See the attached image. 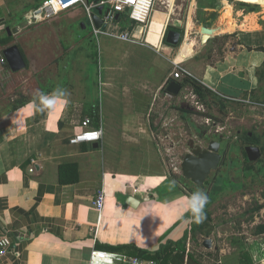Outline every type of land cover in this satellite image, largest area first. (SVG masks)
Returning a JSON list of instances; mask_svg holds the SVG:
<instances>
[{"label":"crops","instance_id":"0c3cea01","mask_svg":"<svg viewBox=\"0 0 264 264\" xmlns=\"http://www.w3.org/2000/svg\"><path fill=\"white\" fill-rule=\"evenodd\" d=\"M45 1L0 0V39L11 37L7 44H0V59L4 58L3 50L15 44L25 61V68L16 72L6 61L0 63V97L2 91H9L15 75L21 80L15 91H38L34 95L27 92L23 103L12 102L0 110V241H7L0 264H126L119 255L136 253L125 245L132 243L153 252L164 243L160 233L169 230L159 213L162 197L158 191L167 182L175 183L161 162L149 113L171 79L174 47L165 41V36L168 25L184 33L172 16L174 8L178 10L182 4L183 8L186 1L153 0L149 29L141 42L125 40L106 30L94 34L93 21L82 7L44 23L39 9ZM207 1L190 2L196 24L188 25L195 33L191 40L196 46L192 45L185 57L187 52L180 49L183 65L193 79L227 99L226 107L234 103L246 108L264 105V11H234L222 0L229 8V19L217 27L211 24L210 35L234 29L235 41L221 47L216 40L210 41L205 54V49H198L202 26L197 28V24L198 9L206 7ZM214 3L219 9L220 4ZM258 3L264 5V1ZM134 34L141 37L140 28ZM55 63L56 71L50 66ZM90 63L95 67L92 80ZM30 80L35 86L27 85ZM185 91L189 88H181L172 98H181ZM96 102L103 129L101 141L96 142V147L92 142L71 144L69 139L85 129L84 118ZM242 136L238 131L236 139ZM228 158L224 164L232 169L234 160ZM261 159L264 160L262 157L251 162L252 174L247 177L264 175V166L254 168ZM32 166L34 171H30ZM243 166L244 162L239 167L241 173L238 169L230 173L246 178ZM230 173L212 176L211 172L204 187L208 195L218 176L226 178L230 188L216 197L241 189L243 183L232 180ZM101 186L106 200L98 213L92 201ZM178 189L181 196L173 197V202L183 204L186 201L182 200H187V206L178 208L183 211L189 207V193ZM129 197L138 203L130 205ZM170 197L163 198L169 202ZM256 202L252 210L259 216H254L253 234L240 252L262 255L264 231L257 226L264 224V196ZM206 211L209 216L201 211L194 220L203 225L194 235L202 239L201 243L210 238L211 248L215 249L211 232L216 223L210 207ZM191 220L192 214L185 223L180 221L184 226L167 241L180 239ZM116 245L123 247L107 249ZM218 249L222 264H238L239 257L231 253L233 248ZM93 251L106 255H93ZM257 264H264V260Z\"/></svg>","mask_w":264,"mask_h":264},{"label":"rangeland","instance_id":"374dc122","mask_svg":"<svg viewBox=\"0 0 264 264\" xmlns=\"http://www.w3.org/2000/svg\"><path fill=\"white\" fill-rule=\"evenodd\" d=\"M185 1L186 4L183 8H181L183 4L179 5L182 10L180 8H178V10L174 8L172 16L174 19L173 21L178 23L184 30V35L186 32V26L188 24H190L192 27L196 24L194 21L195 17L192 13V6H190V2L192 0H184V2ZM214 1L220 4L219 9L216 10V17L213 19H206L204 15L200 17L199 14V24H197V28L202 25L210 24H213V26L217 27L221 23L227 21L229 19V8L227 7V3L231 6L232 10L238 12L245 13L250 8L248 5L243 4L238 0H224L227 3L222 0ZM257 3L258 2L253 3V5H255L254 9L257 11H264V5ZM238 18L239 16L237 19ZM44 23H48V21H44ZM233 32L234 29L228 32H221V30H218L216 33L208 36L207 40L203 43H201L200 38H198L200 41L198 42V49H205L204 53L206 54L207 45L210 41L216 40L219 43L218 46L220 47L225 42H234L235 38L232 35ZM189 36L186 33L182 40L189 38ZM216 38L219 39L217 40ZM182 40L179 45L173 46L174 48L172 54L174 58L182 45ZM188 40L190 41V39ZM192 45L195 48L196 45L194 42H192ZM57 65L58 64L55 63V65L50 66L54 69V71H56ZM89 67L90 78L92 80L95 77V67L92 63L89 64ZM50 70L48 71L49 73ZM36 80L39 81V79ZM20 81L21 80L19 76H13L9 84V91H2L3 95L0 97V110L8 108L12 102L15 104L23 103L22 97L27 96L25 94L27 92L32 95L38 92L15 91L16 86ZM31 83L35 86V82L31 80L28 81L27 85H30ZM180 104L188 107H194L192 103L183 99L182 97L179 99L163 98L161 94L155 98V103L153 105L152 124L154 127H152V131L154 134L155 144L161 157V162L168 176L169 173H174L177 175L176 179L170 180L175 184L167 182L163 184L161 189L158 191L159 196L162 197L158 204L160 208L159 213L161 219L165 223L163 224L164 227L169 229L166 230L165 233H160L161 240L164 243L167 242L166 238L172 239L175 237L177 229L184 226V224H182L184 220L189 218L191 214L193 215V213H195L193 210L196 208V205L192 202L191 196L188 195L189 207H186L183 211H180L178 208H182L184 204L187 206V200L183 199L182 201H186L183 202V204L173 202V197H177L178 195L181 196L179 194L180 190L178 187L186 189L188 193H191L192 190H195V187L191 185V182L186 180L181 175L180 170L181 158L186 152L189 151V141H195L196 143H199L201 134L206 133L210 137H213L215 134V137L222 136L229 143L227 157L229 156L232 160H234V167L232 169H228V167L223 164L220 168V171L217 173L219 175L224 174L225 172L230 173L233 171V169H238V171H240L239 167L244 162L243 154L241 153V140L239 137L236 139L238 131L241 136L246 132H249L250 134L252 133L257 137H261L263 134L262 140L264 141V105L256 104L251 105V108H246L240 104L234 103L228 104V107H225L226 109L224 108V110H221L213 103L210 105L208 104V106L204 104L203 108L199 111L207 112L212 115V117H205L202 113L181 112L176 108ZM238 146L240 147L239 150ZM262 166H264L263 159L259 160L258 163L254 165V168ZM230 175L232 180L243 183L242 188L238 191H228L225 194H222V196L216 197L208 206L210 207L211 213L213 214L212 217L216 223V229H214V231L212 230L211 232V234L213 233L211 238L213 239V245H215V249L211 248L207 250L204 248L201 243L202 239L192 235L191 231L187 234L184 241V247L187 252L191 253L195 259L200 261L202 264H222L223 261L220 257V250L218 249L222 246L233 248L231 253H234V258L239 257L242 245L246 243V239L249 238L251 234H253L254 226H252V220H254L255 215L259 216V213L253 211L252 207L255 203H257L256 200L258 198L264 196V175H262L260 178H254L253 176L244 178L242 174L235 176L234 174L230 173ZM216 182L221 186L222 190L226 191L228 188H230V183L223 176H218ZM205 185L206 183L203 184L202 187H205ZM168 195L172 196L168 198L170 199L169 202L163 198L167 197ZM168 203H172V206L168 207ZM180 221H182V223ZM171 223L173 224L169 225ZM161 229H163V226H161ZM217 232H219L220 235H218ZM228 263H230V261H228Z\"/></svg>","mask_w":264,"mask_h":264},{"label":"trees","instance_id":"16d2710c","mask_svg":"<svg viewBox=\"0 0 264 264\" xmlns=\"http://www.w3.org/2000/svg\"><path fill=\"white\" fill-rule=\"evenodd\" d=\"M93 1L91 0L90 2H93ZM242 3L250 7L248 9L249 11L254 10L255 5L249 4L246 2H242ZM207 4L208 5L206 7L201 5V7L203 8L198 9V14H200V17L204 15L206 19H213L217 15L216 9L218 6L214 3V1H211V0H208ZM117 22L121 30H126V29L130 30L133 26V22L128 18V13L125 10L118 14ZM171 29H174V30L180 31V33H183V31L180 30L179 28H175L174 26L168 25L167 31ZM10 39L11 37L0 39V44H3V45L7 44L10 41ZM92 57L96 58V52H93ZM170 80H172V78L171 79L169 78L167 82H170ZM178 82L181 85V88L188 87L189 91H191L196 96L197 100L201 104L203 105L205 104L208 106V104L210 105L211 103H213L217 105L218 108L221 110H224V108L226 107L225 102L228 101L227 99L225 100L224 98L217 96L216 93L206 88L198 80L193 79L191 77H184L178 80ZM166 86H164L160 91L162 96L166 92ZM176 108L180 110L181 112L202 113L205 117H212V115H210L209 113L200 112L196 110L194 107L179 105ZM89 109L90 110H88L87 116L91 119V125L93 127H99L100 126L99 104L96 102V104L91 105ZM152 119H153V110H151V112L149 113V123L151 127H154L152 124ZM262 135L261 137H257L256 135L252 133L250 134L249 132H246L241 137L242 153L244 156L243 171H244L245 177L252 174L253 164L251 162H248L245 151H244V146L245 145H257L261 149L264 148V142L262 141ZM213 136H216V134ZM169 177L171 179H176L177 175L174 173H169ZM220 191H222V188L217 183L212 187L210 191V195H208L204 187L192 190L191 193H189V196H191L194 204L196 205V208L193 210L195 211V213H193L192 215V220H191V223L189 224V228L187 229L185 234L180 239L176 241L168 240L166 243L161 244L159 248L153 252L141 249L132 243L127 244L125 246L129 248L130 247L134 248L133 251H135L137 257L144 258V259H152V260H155L158 264H202L200 261L195 259V257L191 253L187 252V250L184 247V241L186 239L188 231H191L194 235L197 231L201 230V228L203 227L201 222L196 223L194 220L198 216V213L201 211H205L204 215L209 216L208 215L209 213L206 211V209L209 206V204L212 202V200L221 193ZM257 228H259V231L261 232L264 231V224L257 226ZM122 247L123 246H119V245L108 246L107 249L113 251V250H119ZM263 260H264V253L262 255L261 254L258 255V254L251 253L249 251H242L239 254L238 264H257L259 261H263Z\"/></svg>","mask_w":264,"mask_h":264},{"label":"built area","instance_id":"2783aa9c","mask_svg":"<svg viewBox=\"0 0 264 264\" xmlns=\"http://www.w3.org/2000/svg\"><path fill=\"white\" fill-rule=\"evenodd\" d=\"M153 4V0H94L93 2H90L89 0H46L39 9V18L43 22L50 21L59 16L60 14L75 9L77 7H82L87 13V15L90 17V13L92 12L93 8L103 6L104 10L101 16L102 24L98 29L94 28V34L106 30L116 35H119L125 40H134L137 42H141L143 36L145 35V33H147L149 29V18L153 9ZM124 10L127 11L128 18L134 23L133 27L130 30H121L117 22V14ZM138 28H140L141 37L136 36L134 34V31H136ZM198 38H200L199 33ZM171 62L172 69L170 76L172 80L178 81L184 77L192 76L191 73L183 65V61L177 62L175 58H173ZM0 63H5V59L1 58ZM172 96V94L166 91L162 97L172 98ZM181 97L192 103L196 110L199 111L203 108V104H201L197 100L196 96L191 91L183 92L181 94ZM84 126V130L75 134L69 139V142L71 144L101 141L103 135V129L101 126L93 127L91 125V119L89 117L84 118ZM32 164H36V162L32 160ZM30 171H34L33 166L30 167ZM105 200L106 191L105 188L101 186L96 191V194L92 201V206L95 210H97L98 213H101V211L103 210ZM6 244L7 241L5 239L0 241V255L6 253ZM92 254L98 256L106 255L105 252L99 251H93ZM119 258L122 262L126 264H158L155 260L139 258L137 256L119 255Z\"/></svg>","mask_w":264,"mask_h":264},{"label":"water","instance_id":"95a60500","mask_svg":"<svg viewBox=\"0 0 264 264\" xmlns=\"http://www.w3.org/2000/svg\"><path fill=\"white\" fill-rule=\"evenodd\" d=\"M103 9V6H98L95 12L90 13V18L93 21L94 27L97 29L102 24L101 16L103 14ZM15 30L16 29H13V31ZM7 32L10 34L9 29H7ZM180 37L179 32L168 30L166 32L165 41L170 45L177 46L179 45ZM202 40L203 39L200 34L201 43L204 42ZM3 57L11 71L16 72L25 68L24 58L17 45L12 44L7 46L3 50ZM180 90L181 85L176 80H171L166 86V91L172 95H177ZM199 139V143L189 141V151L183 155L180 162L181 175L184 178L189 179L190 182L198 187L203 186L211 172L216 173L220 170L223 163L221 151L223 150L224 155L227 151V146H225L223 142L212 139L206 133H204ZM92 143L94 147L97 146L96 142ZM244 151L248 162H255L261 157L264 158V149H260L257 145H245ZM128 202L133 206L138 203V201L133 197H129ZM202 244L205 248L209 249L212 246V240L207 238Z\"/></svg>","mask_w":264,"mask_h":264},{"label":"bare ground","instance_id":"6f19581e","mask_svg":"<svg viewBox=\"0 0 264 264\" xmlns=\"http://www.w3.org/2000/svg\"><path fill=\"white\" fill-rule=\"evenodd\" d=\"M240 1H245V2H261V1H264V0H240ZM211 24L210 25H202V27H201V30L203 31L202 32V34L201 33H199V35L201 34V37H202V41H205V40H207V37L208 36H210V34H211V30L213 29H210L211 27ZM186 28H187V35L189 36V35H191V36H189V38H187V39H185V40H183L182 41V45H181V47L179 48V50H178V52H177V54H176V61H181V59H182V57H180V49L182 50V51H186L187 53L183 56V57H185V56H188L189 55V50H190V48L192 47V40H191V37L192 36H195V33H194V31L193 32H190V30L191 29H189L190 28V26L189 25H187L186 26ZM188 39H190V41L188 40Z\"/></svg>","mask_w":264,"mask_h":264},{"label":"flooded vegetation","instance_id":"af4514ba","mask_svg":"<svg viewBox=\"0 0 264 264\" xmlns=\"http://www.w3.org/2000/svg\"><path fill=\"white\" fill-rule=\"evenodd\" d=\"M203 134H201V136H202ZM200 136V137H201ZM212 139H216V140H220L221 142H223V144L225 145V146H227V151H228V149H229V143L222 137V136H219V137H215V136H213L212 137ZM227 151L225 152V155H224V152H223V150L221 151L222 152V156H223V163H222V165L224 164V163H228L229 161H227V160H229V158L227 157ZM227 161V162H226ZM221 165V166H222ZM218 172H212V176H215L216 174H217ZM186 179V178H185ZM186 180H188V181H190L189 179H186ZM205 184V183H204ZM191 185H193L194 187H195V189H198V188H202V186H200V187H198V186H196V185H194L192 182H191Z\"/></svg>","mask_w":264,"mask_h":264}]
</instances>
